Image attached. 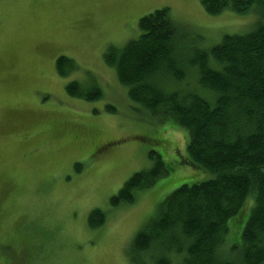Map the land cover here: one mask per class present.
<instances>
[{"label": "rangeland", "instance_id": "obj_1", "mask_svg": "<svg viewBox=\"0 0 264 264\" xmlns=\"http://www.w3.org/2000/svg\"><path fill=\"white\" fill-rule=\"evenodd\" d=\"M165 8L184 57L264 27L259 7L211 16L200 0H0V264H131L133 240L167 197L212 178L187 162L189 132L133 103L105 62L139 38L141 18ZM61 56L75 62L65 76ZM198 75L188 68L163 85L212 99ZM71 82L88 93L98 86L102 97H71ZM151 153L168 174L112 207L133 175L154 169ZM94 210L105 214L96 228ZM230 238L237 244L235 231Z\"/></svg>", "mask_w": 264, "mask_h": 264}, {"label": "trees", "instance_id": "obj_2", "mask_svg": "<svg viewBox=\"0 0 264 264\" xmlns=\"http://www.w3.org/2000/svg\"><path fill=\"white\" fill-rule=\"evenodd\" d=\"M200 3L211 16L225 10L244 15L253 7L264 14V0ZM139 29L137 40L110 49L105 62L133 103L189 132L187 162L212 178L182 185L167 197L158 216L133 240L131 264H145L151 253L156 264H264V27L225 36L219 45L189 57L178 48L179 29L169 9L144 16ZM74 65L64 56L56 62L61 76L75 70ZM188 68L198 69L199 84L212 99L164 88V82L183 80ZM88 90L78 82L66 87L74 98L102 97L98 86ZM151 156L154 169L133 175L112 197V207L133 203L139 191L168 174L162 159ZM104 221L102 211L90 214L91 227ZM234 231L237 244L230 238Z\"/></svg>", "mask_w": 264, "mask_h": 264}, {"label": "crops", "instance_id": "obj_3", "mask_svg": "<svg viewBox=\"0 0 264 264\" xmlns=\"http://www.w3.org/2000/svg\"><path fill=\"white\" fill-rule=\"evenodd\" d=\"M84 89H86L85 87H83Z\"/></svg>", "mask_w": 264, "mask_h": 264}]
</instances>
